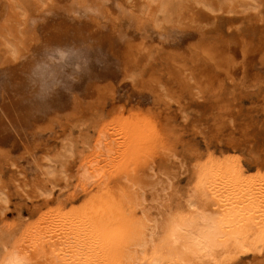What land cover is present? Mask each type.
Listing matches in <instances>:
<instances>
[{
	"label": "rangeland",
	"instance_id": "1",
	"mask_svg": "<svg viewBox=\"0 0 264 264\" xmlns=\"http://www.w3.org/2000/svg\"><path fill=\"white\" fill-rule=\"evenodd\" d=\"M0 41V262L169 264L130 232L205 177L256 226L203 264H264L263 0H0Z\"/></svg>",
	"mask_w": 264,
	"mask_h": 264
},
{
	"label": "bare ground",
	"instance_id": "2",
	"mask_svg": "<svg viewBox=\"0 0 264 264\" xmlns=\"http://www.w3.org/2000/svg\"><path fill=\"white\" fill-rule=\"evenodd\" d=\"M210 183L208 178H199L184 209L173 208L168 200L159 218L143 214L130 232L134 249L132 253H126L127 260L137 261L139 254L152 246L157 250L155 252L165 254L169 264H203L230 248L249 245L256 226L251 202L240 198L220 202ZM42 239L35 242L31 251L7 253L0 264H65L66 260L57 254L58 251L48 247L51 242ZM155 257L154 263L158 259Z\"/></svg>",
	"mask_w": 264,
	"mask_h": 264
}]
</instances>
